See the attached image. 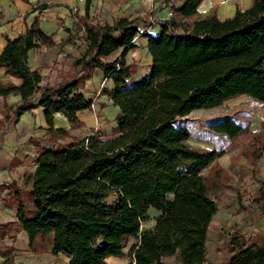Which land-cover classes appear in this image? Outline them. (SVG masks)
I'll use <instances>...</instances> for the list:
<instances>
[{
    "label": "trees",
    "instance_id": "trees-1",
    "mask_svg": "<svg viewBox=\"0 0 264 264\" xmlns=\"http://www.w3.org/2000/svg\"><path fill=\"white\" fill-rule=\"evenodd\" d=\"M203 2L171 4V17L160 21L156 32L143 31L149 24L141 17L109 23L94 22L86 14L79 26L82 34L67 29L62 44L79 54L55 85H41L42 74L27 62L30 50L57 45L55 34L41 28L39 17L25 33L6 36L0 67L21 83L0 80V96L16 94L21 99L14 105L5 102L1 147L21 116L39 107L48 144L31 137L34 167L25 169L23 185L18 180L0 185L17 210L16 220L0 223L1 238L16 239L14 226L19 225L33 252L43 245L53 255L68 257V264H108L110 257L127 255L134 261L128 264H167L174 256L180 264L205 262L209 225L218 212L214 195L231 187V177L215 163L226 150L189 146L191 133L183 121L197 109L214 108L241 95L264 102V0L238 7L226 19L215 14L197 19ZM169 4L162 0L153 15ZM139 35L148 39L152 63L147 75L135 78L138 66L128 62L127 55L137 48ZM120 49V55L111 56ZM96 70L113 82L102 87L99 96L119 107L116 125L111 135L92 129L91 135L76 138L73 130L87 128L78 113L93 109L95 100L83 89ZM58 113L67 118L69 128L56 126ZM210 127L233 140L248 139L245 156L257 183L252 198L264 216V179L257 167L264 137L230 116ZM151 208L158 212L155 224L143 228ZM131 238L135 241L126 253ZM14 250H0L4 264L15 263ZM227 250L229 256L221 264H264L263 237L250 241L234 234Z\"/></svg>",
    "mask_w": 264,
    "mask_h": 264
},
{
    "label": "rangeland",
    "instance_id": "rangeland-1",
    "mask_svg": "<svg viewBox=\"0 0 264 264\" xmlns=\"http://www.w3.org/2000/svg\"><path fill=\"white\" fill-rule=\"evenodd\" d=\"M165 1L163 0V2ZM169 1V5H171L173 3H180L182 0ZM250 1L253 3V0H227L226 2L240 8H246L247 3ZM52 5L56 6L58 4L53 3ZM220 9L221 4L219 3L213 7L212 13L217 15ZM202 11L200 15H204L205 10L203 9ZM153 16L155 17V15ZM141 18L148 22V27H151L149 11L141 16ZM64 23L65 19L63 18L62 24ZM80 23L79 19L75 20V31L79 29ZM83 90L91 91L90 94L98 106L80 114V119L87 123V128L73 130L71 135L76 138H83L91 135L92 129L95 130V133L111 135L113 127L116 124H111L110 122H116V117L114 118L113 114L107 116L104 111L106 104L98 102V98L101 97L99 96L100 90H92L91 88H87L86 85ZM228 116L234 118L248 130L256 131L264 137V102L247 95L229 99L222 105L214 108L197 109L183 121L191 133L190 138L187 140L189 146L199 150H226V154L218 158L215 163L220 164L226 169L231 177V187L214 195L218 203V212L209 225L207 243L208 252L213 259L211 264H221L228 258L227 245L234 234L247 236L251 239L252 234L255 233V229L260 231L258 233L264 232V216L258 213L252 198L257 183L253 176L254 166L245 156V145L248 139L236 138L233 140L225 134L213 131L210 127L212 122ZM107 117L110 118L108 119ZM56 123L59 124V121L57 120ZM65 128H69V126ZM16 134L9 136L14 138L13 140L17 144L15 155L6 149L0 152V185H8L14 180H18L19 184L23 185L21 176L25 169H32L34 167L35 149L30 141L31 137L40 139L45 145L48 144L46 142V128L41 126L35 125L33 128L22 127L21 129H16ZM257 167L260 171V178L264 179V155L258 161ZM205 173H207V170ZM25 199L31 208V198L25 194ZM16 212L17 210L11 202L8 190L0 189V223L16 220ZM157 213L153 208L149 210L150 219L143 223V228L153 227L155 224L153 217ZM14 231L17 234L16 239L0 237V250H4L8 246L15 248L12 253L15 259L14 264H65L66 260L61 256L63 254L53 255L43 245H40L37 253L33 252L29 248L27 234L19 225L14 226ZM0 264H4V259L1 256Z\"/></svg>",
    "mask_w": 264,
    "mask_h": 264
},
{
    "label": "crops",
    "instance_id": "crops-1",
    "mask_svg": "<svg viewBox=\"0 0 264 264\" xmlns=\"http://www.w3.org/2000/svg\"><path fill=\"white\" fill-rule=\"evenodd\" d=\"M226 1L227 0L204 1L199 8L197 19H204L214 15V13H212L213 7L219 3L221 4V9L218 11L217 16L220 19L232 17L238 7L227 3ZM53 3L58 5L53 6ZM151 3L152 0H85L82 2L77 0H28V2L24 0H0V53L6 46V36L15 38L20 34L25 33L38 16L41 28L48 34H55L54 39L57 45L53 47L42 46L30 50L28 52L27 62L31 69H37L42 74L43 80L41 85H55L62 81L61 74H64L65 71L68 70L70 64L73 62V57L79 54V50L71 45L65 46L62 44L69 35L67 29L71 28L75 31V20L79 19L82 21L86 14L89 19L94 22L106 21L113 23L115 19L120 17H127L131 20L145 15L151 6ZM160 3L161 1L157 3L156 9L159 7ZM42 4H51V6L42 10L37 9ZM249 5H252L251 1L247 3L246 8L250 7ZM74 8H76V10H74ZM241 8L246 9L244 7ZM203 9L205 10L204 15H200V13L203 12ZM171 15L172 7L171 5H168L162 6V8L156 12L155 17L159 21H163L169 19ZM61 18L65 19L64 24H62ZM158 27L159 26L150 27L149 30L151 32H156ZM143 28H148V26ZM79 33H83V30L82 28L80 29V27ZM135 43L138 46L129 52L127 55V61L133 62L138 66L135 78H140L149 73V65L152 63V56L148 51V39L146 37L140 35L137 36L135 38ZM121 52L122 49L114 52L111 56L116 57L120 55ZM0 80H11L16 84L21 83V79L7 75L4 67H0ZM105 86L112 87L113 82L109 79H103V73L100 70H96L93 77L88 79L86 84L87 88L97 91ZM83 92L88 98H93L90 94L91 91L83 90ZM20 99L21 96L16 94H11L7 99L0 96V119L3 118L2 112L5 109V102L7 101L9 105H14L19 102ZM98 102L106 104L104 111L107 116H109V114H113L114 118L117 116L119 107L114 105L107 96L103 95L99 97ZM97 106L98 104L95 101L93 107L96 108ZM86 111L88 110L79 112V117L80 114ZM107 118L109 119L110 117ZM57 120L59 121V124L56 123ZM110 123L116 124V122ZM55 124L57 127L65 128L69 126L67 118L61 113L56 114ZM35 125L47 128L44 112L41 107L35 109L33 112H26L21 116V120L13 131L5 137L2 147L0 142V152L6 149L8 152L15 155L17 144L16 141L13 140L14 138L9 136L17 135L16 129L18 130L22 127L33 128ZM258 232L260 231L255 229V233L252 234L251 239L247 236H245V238L250 241L257 237L264 238V232ZM134 241L135 239H130L129 245L125 248L126 253H128L130 245ZM61 256L65 258V264H68L69 258L64 255ZM131 261L134 263L133 258L130 255L125 257H110L108 259V264H128ZM212 261L211 254L207 249L206 259L203 264H211ZM166 263L180 264L176 256L167 258Z\"/></svg>",
    "mask_w": 264,
    "mask_h": 264
},
{
    "label": "built area",
    "instance_id": "built-area-1",
    "mask_svg": "<svg viewBox=\"0 0 264 264\" xmlns=\"http://www.w3.org/2000/svg\"><path fill=\"white\" fill-rule=\"evenodd\" d=\"M77 1L82 2V1H85V0H77ZM160 1H162V0H152L151 6H150V8L148 10L150 12V18L149 19L151 20V27H155V26L157 27V26H159V22L160 21L156 17L153 16V12L156 9L157 3L160 2ZM74 10H76V8H74ZM149 28L150 27H148V28H142V30L143 31H148Z\"/></svg>",
    "mask_w": 264,
    "mask_h": 264
}]
</instances>
